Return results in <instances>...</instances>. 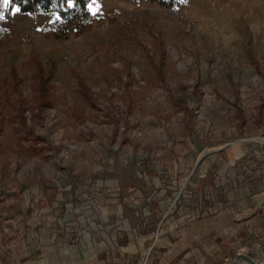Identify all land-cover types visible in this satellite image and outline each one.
Returning <instances> with one entry per match:
<instances>
[{
  "label": "rangeland",
  "instance_id": "374dc122",
  "mask_svg": "<svg viewBox=\"0 0 264 264\" xmlns=\"http://www.w3.org/2000/svg\"><path fill=\"white\" fill-rule=\"evenodd\" d=\"M177 1L93 0L62 40L55 13L8 18L0 0V223L14 200L34 242L50 217L51 247L100 250L190 224L209 251L189 264L262 260L264 0ZM241 194L255 223L219 242Z\"/></svg>",
  "mask_w": 264,
  "mask_h": 264
},
{
  "label": "crops",
  "instance_id": "0c3cea01",
  "mask_svg": "<svg viewBox=\"0 0 264 264\" xmlns=\"http://www.w3.org/2000/svg\"><path fill=\"white\" fill-rule=\"evenodd\" d=\"M242 197V194L235 196V209L226 208L218 216V225L213 227V233L218 235L219 242L231 238L233 232L237 234L244 226L252 228L255 223L261 205L248 207ZM11 201L13 204L9 213L12 219L0 223V264H189L198 250L209 251V246H203L202 250L195 249L196 239L190 224L184 227V238L172 234L156 240L148 236L138 243L121 241L120 246L107 240L106 247L101 250L98 239H90L86 245L75 239L68 247L61 243L51 247L50 217L42 218L45 228L40 241L34 242L31 232L34 212L28 210V205H18L14 200ZM37 212L43 214L48 210L42 208ZM206 239L210 241V232Z\"/></svg>",
  "mask_w": 264,
  "mask_h": 264
},
{
  "label": "trees",
  "instance_id": "16d2710c",
  "mask_svg": "<svg viewBox=\"0 0 264 264\" xmlns=\"http://www.w3.org/2000/svg\"><path fill=\"white\" fill-rule=\"evenodd\" d=\"M93 0H10L5 15L10 18L13 9L18 7L21 13L28 14L35 20L55 13L57 20L54 22L53 35L57 39L67 40L70 37L69 28L74 29L76 36L86 32L94 20L89 10ZM135 3L149 1L162 6L173 8L178 5L177 0H132Z\"/></svg>",
  "mask_w": 264,
  "mask_h": 264
},
{
  "label": "bare ground",
  "instance_id": "6f19581e",
  "mask_svg": "<svg viewBox=\"0 0 264 264\" xmlns=\"http://www.w3.org/2000/svg\"><path fill=\"white\" fill-rule=\"evenodd\" d=\"M232 264H264V250H263V258L259 262H256L245 255H240Z\"/></svg>",
  "mask_w": 264,
  "mask_h": 264
},
{
  "label": "snow or ice",
  "instance_id": "6c2138e0",
  "mask_svg": "<svg viewBox=\"0 0 264 264\" xmlns=\"http://www.w3.org/2000/svg\"><path fill=\"white\" fill-rule=\"evenodd\" d=\"M9 3H10V0H3V6L4 7H7ZM14 11H19V9H15ZM0 19H3L2 14H0Z\"/></svg>",
  "mask_w": 264,
  "mask_h": 264
}]
</instances>
